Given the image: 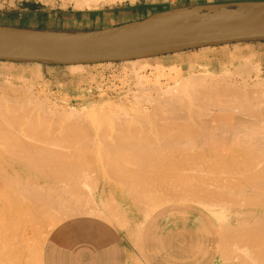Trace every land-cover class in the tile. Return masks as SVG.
<instances>
[{
    "label": "bare ground",
    "instance_id": "6f19581e",
    "mask_svg": "<svg viewBox=\"0 0 264 264\" xmlns=\"http://www.w3.org/2000/svg\"><path fill=\"white\" fill-rule=\"evenodd\" d=\"M115 1H121V0H74V6L75 8H78V9L95 8V7H98L99 5H103L105 3H113ZM239 4L224 5V6L195 7L192 9L190 8L191 11H188V10L182 11V12L174 11L162 17L166 19L171 18L173 20L174 19L177 20L179 16H182V15L184 16V15H187L188 13H193L200 17L202 16V18L205 17V19H210V20L237 19L241 17L244 10H247V8L243 4L241 5ZM252 7L255 10L256 9L264 10V4H256V5L254 4ZM137 43L138 42L136 41H125V42L109 41L106 43L98 44L96 48H92L89 51L93 53H98V52L107 53L112 50H118L121 47L130 46L131 44L136 45ZM198 49H208V47H202ZM0 50L1 51L21 50L24 52H33L37 54L52 55L47 52L48 49L46 47H43L40 44L8 45ZM175 53H178V52H175ZM248 58H243L241 59V61L240 59H236L234 61H237L236 64L243 62V64L241 66L239 65V67L237 68L245 66L246 67V69H244L245 72L246 70H249V69L254 70L255 75H254V78H252L251 80L255 82L252 84V86L255 88L253 87L251 88V84H249L248 82V78L250 80V77H246L247 75L245 76V79L247 78V80L243 78L242 83L239 82L238 84L236 80L233 81L232 79L230 81L228 80L229 78L227 79V77H229L228 73L230 72H228L227 74L224 72V75H226L225 76L226 79L230 81V82H224L223 80L224 76L222 75L223 73L221 74V76L220 75L216 76L214 73H211L209 69L210 68L209 64H206L203 70H209L207 73L204 71V73L199 74L197 70L194 72H190L192 70H189L188 68L186 76L183 77L182 79L180 78L181 81L180 82L178 81L177 83L174 80L176 77L174 79L172 78L171 81L174 80V83L176 84H174L173 86L168 84V86H171V87H164L163 93L158 94L159 93L158 91L160 89L158 86H157L158 91L156 88H153V90L155 89L154 93L156 94L157 92L158 94V95H155L156 96L155 98L153 97L151 99L150 97L148 98L147 96L145 97L146 99L148 98L146 100L145 98H143L144 95L142 96V98L147 101V103L145 100L144 102L146 104H149V106H151L152 108V110L150 108V111H147V109L146 111L147 112L152 111L151 113H153V116L155 117V119L151 115V113L150 115L152 117L148 116L149 113L147 112L146 113L148 115L146 117L142 115L144 113L140 112L141 113L140 114L139 111L136 110L137 113H139V116L138 114H135L134 117H130L124 111H118L119 113L122 114L120 115L121 117L123 115H124V119L126 117V121L130 120L129 121L130 125L136 124L134 123V119L132 118H135V120L138 118L140 119L141 122L139 120L138 121L141 124L135 121L137 122V125H133V126L131 125V128H128L129 127L128 126L129 124H127L128 122H126L123 119L121 120L117 110L116 112L118 114L116 112L115 113L118 116L115 113L113 114L110 113L107 115L106 113L107 110L105 111L106 113L105 114L104 109H103L102 115H106V119L102 118L105 116H102L99 118L107 121L108 118L113 119V116L115 115L120 120L121 123L116 117H114V119L115 118L117 119L116 120L117 122L115 123L116 126L118 127L121 126V127L119 128L116 127V129L119 132L113 131L112 133H115L114 134L115 139H116L117 134L119 136L121 135V138L117 136V140H114L113 139L114 137L111 136L112 133L111 135H108L109 134L108 131L109 130L111 131V129L108 130V128H106L107 133H108L107 135L109 137L111 136L110 138L109 137L107 138V135L105 134V132L102 131L104 132L106 139L99 138L100 137L99 135L98 138L101 140L99 143L96 141L98 144H101L102 141L104 140V142L102 143L103 147L99 145L101 146L102 150H100L101 148H99L98 150L102 152V156L100 155L101 153L99 152L100 153L99 155L101 156V158L100 157L98 158L96 155L97 151L95 150L97 148L95 149L94 146H92L94 148H91V143L94 142L93 140L94 137L93 139L91 136L88 137L89 133L87 130H89L90 127L89 129L84 130V126H82L84 120L86 119V116H85L86 113L84 109H80V111L83 110L84 112L81 115L80 113H82V111L80 112L79 110H76V109H70L68 110L66 114L63 113V109L61 110L62 112L60 111L61 113H63V115L60 113V115H62L61 116L62 119H64V117L66 118V115L69 118L73 117L72 120L75 118V121L73 120L74 125H72L73 123L70 124L71 121L69 118H66L64 119V121L66 120V122L67 121L68 122L65 128L63 127L57 128V130L59 129L58 131L60 130L62 131V133L61 131L59 132L61 133V135H63L65 131L66 134L62 136L63 138H59L61 137V135L59 136V133L56 129L55 130L49 129L50 126L47 127V129H49V132L48 131L46 132L45 130L47 129H44L46 127L45 126L46 124L48 125H50V123L56 124L57 123L56 121H59L62 123V121H60L62 120L60 119L61 117L59 116V114H57L59 111L56 113L55 109L53 110L51 108L52 109V113H51L50 109L46 110L48 107L47 108L45 107L44 109L43 107L41 108L42 104L40 103L41 101L37 99L36 97L37 95L36 96L34 95L36 97L34 98L32 95L29 94V91H28V94H26L27 90H23L22 89L23 87L22 88L17 87L18 85L15 86L14 79H17L18 81L21 76H17L19 77V79L15 76L6 78L7 76L9 77V74H7V69L5 68L6 66H4V64L8 62L0 61V217H2V220L4 219V224L6 222V225H5L6 227L2 224L1 226L2 227L4 226L5 228H7V233H5L4 235L6 237H3V240H2L3 245L2 246L0 245L2 248L1 251L5 253L6 250H10L8 248H13V247L16 248V246H18L21 241L18 238H20V236L21 237L24 236L25 233L27 235L29 228L34 226V230L39 229V227L36 226L37 221L36 220H34L36 222L31 221V215H33L32 219L34 218V216L38 218L41 217V219L40 218L39 219L41 220V222L43 221V224H44V225H41V231L40 230L38 231L39 234L37 235V238H35L37 239L35 242V248H37V251H38V249L42 247V241H43L42 239L44 238L43 236L45 235L44 233H46V230L48 231L49 229L53 228L56 224H58L60 221L65 219V217L72 216L75 213H85L86 210L89 211V207L92 208L91 204H93L91 192H89L91 191V189L89 188L93 187L95 189V186L92 185V182L94 181L95 183H97V180H96L97 178L95 179L96 181L93 180L94 177L91 176L90 173H93V171L97 168H101V165L103 164L102 167L105 166L107 167V169L108 167L111 169L114 168L110 171L112 173L111 176H109L110 173L108 174V176L110 177V179L114 178V180L116 181L119 180L118 182L123 184L126 190V193H125L126 198H127L126 207H131V208L135 207L136 204L134 205V203L136 201L137 208L139 212L141 213L142 218L148 217L154 210H156V208L162 205L161 203H163V200L161 199L162 194L160 196H157L154 194L155 192H157L156 189L154 188L156 184H158L157 187L159 186V183L161 182H162L161 183L162 185H165V183H167L166 181L167 179L164 177L170 178L171 175L178 176L177 177L178 182L183 185L177 186L176 184L177 182L175 183V180H174L175 178L173 179L171 176L173 180L171 179L172 185L170 186H172V188L169 186L170 187L169 189H172L173 194L176 197L183 199V200L179 199L181 201H184L185 199V200L193 201V203L202 205L200 207H204V209L207 208L215 216L216 222L219 225V231L221 233L220 234L221 235V245L219 247L220 248L219 249V260L220 261H230V262H240L243 264H264V127L262 126L264 125V107H263L264 104L261 105V100L259 102L258 101L259 99H257L258 97L259 98L262 97L261 96L262 93L261 95L258 96L257 93L259 92H256L257 88H259V90L257 91H260V87L261 88L264 87V80L263 78L262 80L260 78V76H263V75H260L261 70L259 66L256 67V66L251 65L249 60H247ZM140 59H146V58H140ZM140 59L128 60V61H124V63L125 62L129 63L132 66L136 63L135 61L140 60ZM198 62L200 61H197V63ZM23 63H27V62H23ZM30 63L35 64L36 67H38V65L40 64H44V63H39V62H30ZM104 63H111V62H104ZM96 64H103V63H96ZM189 64H190L189 62L186 63V66ZM84 65L87 66L89 64H74V65H68L65 67H70L71 68L70 70L72 72L73 71L77 72V71H80L84 67ZM199 66L203 68V65L201 66V64H199L198 67ZM36 69H39V68H36ZM242 69L243 68L239 70L244 72V70ZM239 70L238 72H240ZM238 72H237L238 77L240 75L242 76L241 74L242 72H240V74ZM245 72L243 74H245ZM176 75L177 73H175L174 76ZM216 77L217 79L219 77L220 78L222 77L221 80L219 79L220 82L214 79ZM139 79L140 78L138 77V82L140 83ZM205 79H209L210 81L209 82L205 81ZM139 85L141 86L142 84H139ZM28 86L27 88L32 87L31 85L30 87ZM251 90H253V92H256L257 95L253 93L256 95V96L254 95L255 97L252 96ZM261 90L264 93V89H261ZM160 91H163V90H160ZM139 92H141V90ZM134 93H135V90H134ZM26 95H29V96H26ZM186 96L188 98H186ZM142 98L140 97V99ZM138 99L139 98H137V100ZM263 100L264 99L262 98V103L264 102ZM194 104L195 106L197 105L196 108L200 107L202 109L201 106H203V109H202L203 111L199 108L200 112L197 111L199 109H196L197 111L196 112L194 110L195 108ZM198 105H201V106H198ZM191 106H193V109L188 110L187 108L188 107L192 108ZM208 106H212L213 110L217 109L216 112L215 111L208 112L209 111L208 109H207L208 111L204 110ZM162 108L163 109L165 108L164 110L167 109L166 110L167 112L168 110L169 111L171 110L170 111L171 115L172 114L174 115L173 112H175V115L176 113H178L176 115L177 118L175 119L172 118L170 119V122L168 121L169 122L168 124H165L167 128L166 126H163V125L169 118L168 116L170 115L169 114L170 112L168 113L169 115H167L168 118H164V120L166 119V121H163V120L160 121L159 118L164 117V116L166 117V115L163 116V114L165 113L167 114V112L161 111ZM142 111L145 112L144 110ZM159 113L162 114V116H160ZM213 113L216 114L215 117H213L214 116ZM54 114L55 115L57 114L59 118L57 119L54 116ZM109 115H113V116L110 117ZM140 115L144 117L143 118L144 120L147 119L146 120L147 122H148V119H151L149 120L150 122H148V124L146 121L145 122L148 126H149V123H150V126L151 124L153 126L147 127L146 125V126L141 127V125L144 123V122L142 123V121L144 120H142V117L140 118ZM158 115L160 116L159 118L157 117ZM80 116L81 117L83 116V118L85 119H80ZM76 117H78V120H81L80 121V123L82 122L81 124L77 122L78 120ZM156 118L159 119L158 121H160V124L163 123L161 124L163 127L158 124L159 122L157 121ZM153 119L158 122L157 123L158 125H154L156 123L153 122ZM109 120L110 119H108V121ZM64 121L63 123L65 124L66 122ZM100 121L103 122L102 120ZM122 121L124 123H122ZM131 121H133V123ZM78 124L80 125V129L82 127L81 130L84 131L85 133L81 132L80 129H79L80 130L79 132L77 128L79 127ZM121 124H124V126L127 125L126 126L127 129ZM138 124H140V127ZM41 125L45 126L43 128L44 130L41 129V127H43ZM56 125L60 126L61 124L57 123ZM86 125H89V124H86ZM154 126H157V127H154ZM76 128H77V131H76ZM72 129L76 131V133L75 131L74 133L77 134L78 137H79V133L86 134L84 136L88 138L91 137L90 139H92V141L91 143L89 142L90 145L89 144L86 145V142L88 143V141H90L88 139H87L88 141H85L84 143L86 147L90 146V149L91 150L93 149L92 151L95 152L96 156L93 155L94 152L93 153L90 152V156H88V158L86 159L88 155L87 153H89L86 151L87 148L86 149L83 148L81 149L82 151L77 152L78 154L80 153V155L82 154L84 159L82 157H79L80 155L78 154H77L78 157L77 156L75 157V155H73L74 152L76 154V151H78V149L84 145L83 140H86V139L84 136L83 137L81 136L79 137L81 139L78 142V140L75 139L76 137L72 138L75 135V134L73 135ZM50 130H53V131L51 132ZM126 130H127V134H126ZM54 131L55 132L57 131L56 133L59 137L55 135ZM220 131H225L224 135H221V136L217 135L220 133ZM92 132H93V129H92ZM128 132L130 134H128ZM151 132L153 133L151 134ZM123 134L125 136L127 135L128 137H125ZM122 135H123V138H122ZM150 135L152 139L155 136H157L156 138L158 139L160 138L159 145L160 146L162 145L161 148L160 146H157L158 145L157 140H155L156 141L155 143H157L155 147L153 143L152 144L148 143L149 139H147V137H149L151 140ZM102 136L103 135H101V137ZM218 136L222 138V141L231 140L229 141V143L232 141H234V143L236 141V143L235 144L231 143L232 144L231 147H227V148H224V145H222L223 146L221 147L222 149L219 150L221 145L217 141H220L221 139H217L216 137ZM66 137L70 138V140L67 139ZM125 138L127 139L126 141L130 143V145H128L126 141L123 142ZM141 138L143 139L142 141H141ZM71 139L73 140L71 141ZM108 139H110V142L112 140L111 143H116V141L117 143L111 144L110 142H108L109 141ZM128 139L129 141L133 143L129 142ZM105 140L106 141L108 140L107 141L108 143ZM161 140H162V143H161ZM68 141L72 142V144H70ZM74 142L76 143L78 142V144L75 143L74 145L73 144ZM142 142L143 143L147 142V143L142 144ZM157 147L158 149H160L157 151H161L162 149V151L160 152V155L158 154L159 152L157 153V151L156 152L154 151L155 149H157ZM121 149L122 151L124 150V153L121 151ZM109 150L111 151L110 153L114 154V156L108 153ZM112 150L113 152L115 150L116 152H118V154L116 153L117 155H115V152L113 153ZM126 150L128 153L133 150L132 152L133 154L129 153V156H127L128 153L125 154ZM163 150L164 152L169 151L168 154H165ZM67 151L70 153L68 154ZM71 151L73 154L71 153ZM83 151H86V153L84 152L85 155L83 154ZM104 151H106L107 154ZM134 151H136L137 153ZM121 153L124 155H122ZM130 154L132 155V157ZM104 155H106L107 158ZM94 156L97 157V159H100L101 161L104 160L102 159L103 156L106 159L105 161H102L101 164H100L101 161L99 162L97 160L99 163L94 164V165L95 166L98 165V166L94 168L93 167L94 165L92 166L93 161L96 159V158L94 159ZM108 157L110 158L108 159ZM112 157L113 159H111ZM164 157L165 159L169 158L170 160L168 159L169 161H167L164 159ZM89 158L91 159V161ZM92 159L94 160L92 161ZM160 159H162L163 161ZM94 162H96V160ZM157 168H159V170ZM166 168L169 169L168 172L166 171L167 170ZM161 169L164 170V173L162 172L163 174L161 173ZM88 171L90 173H88ZM155 171H159L162 174L161 175L158 172L156 173L158 174L160 180L166 179L164 181L165 183L163 181L160 182L159 178H157L156 176V178L159 180V183H156L157 179H154L156 181L155 182L156 184H154L153 182L154 180L152 181L151 174L154 173V176L152 177L155 178ZM166 172L170 175L167 176ZM82 173L86 174V176L89 174L88 176H91L89 178H93L92 179L93 181L90 180L91 184L89 181H86L88 176L86 177ZM107 173H108V170H107ZM112 175L114 177H112ZM84 180L86 183L89 182L87 184H90L91 186V187L89 186V188L85 186L86 188H88L87 191L89 193H86V191L83 192V189H80L85 184ZM82 181L84 184L82 183ZM152 182L154 185L151 186ZM60 183H63V184L65 183L64 185H68L69 187L63 186V188L59 189L57 192L56 189H58L57 187H58V184ZM80 184L81 186H79ZM74 187H77L75 188L76 189L75 192L73 191L75 189L71 190ZM96 187L98 186L96 185ZM66 188H68V190H66ZM100 188H102V186ZM160 188H161V185H160ZM77 189L78 190L80 189L79 192ZM53 190H56V191L54 192ZM159 190L162 191V189H159ZM165 191H167V189H165ZM107 197L109 198V200L112 199L111 201H113V198H111L112 197L111 194L108 195L107 193ZM103 198L105 201L108 200V199H105V197ZM99 200L100 199L98 198L97 202H99ZM109 200L105 202L106 206L109 204L108 207L110 206V203H111L109 202ZM113 203L114 201L111 203V206H112L111 210L115 208L114 212H116V207L118 209H120V207L117 206L115 203L114 205ZM101 204L103 205L102 210H104V207L106 206L103 203ZM100 206L98 208H100ZM108 207L107 209L109 211L110 207L109 208ZM259 207L263 209H259ZM230 208L231 209L233 208L236 211L232 213L230 211L231 210ZM256 208L257 210H254ZM120 210H117L116 213H118ZM122 211L124 212V210ZM231 216L236 218V223L233 225L231 224V219H230ZM29 222L31 223L30 224L31 226L27 227L26 224L27 223L29 224ZM135 224H137V222ZM23 225H25L24 227H27V230L25 229V231L27 232L25 231L24 233L21 232L24 230L22 228ZM129 228H131V226L129 227L127 226L128 230ZM2 231L0 233H2ZM19 234H23V235H19ZM0 238H2L1 235H0ZM17 242L19 243L16 244ZM23 246H24V243L21 247ZM26 249L25 251H28ZM12 250L13 249H11L9 252H11ZM19 251H21V249ZM10 254H11L10 258H12V253ZM1 255L3 256L4 254H1ZM21 257H23L22 254H21ZM1 258H2L0 261L1 264L3 263L9 264L10 262H12V260L10 262H8L7 260L6 262L5 260L7 259V257L6 258L4 257L5 259L3 257ZM14 259H16V257H14L13 260ZM15 261H13L14 263H11V264H15L16 263ZM26 261L27 260H25L24 264H26ZM22 262H24V260Z\"/></svg>",
    "mask_w": 264,
    "mask_h": 264
},
{
    "label": "crops",
    "instance_id": "0c3cea01",
    "mask_svg": "<svg viewBox=\"0 0 264 264\" xmlns=\"http://www.w3.org/2000/svg\"><path fill=\"white\" fill-rule=\"evenodd\" d=\"M255 2H264V0H121L105 3L95 8L81 9L75 8L74 0H0V28L41 30L47 26L59 25L73 27L79 25L85 28L112 27L138 22L174 10ZM215 48H220L224 52L222 58L229 59V61L241 53H247L254 59L258 57L264 61V40L216 45L208 49ZM194 50L163 56L176 55L175 58L182 61L180 53ZM126 140L125 138L123 142ZM104 152L107 154L106 151ZM110 152L109 150L108 153ZM114 152L115 155L118 154L115 150ZM122 152L124 153V150ZM132 152L133 150L129 153ZM127 153L126 150L125 154ZM99 154L102 156V152H96L97 157L101 158ZM112 155L114 156V154ZM95 156L94 158H97ZM104 156L106 157V155ZM104 156L102 161L107 158ZM94 161L93 163L96 164L101 160ZM102 166L103 164L101 168L92 170L93 173H91V176L94 177L93 180L97 178V183L93 181L92 185L95 186V189L92 187L89 191L93 199L92 208L89 207L90 212L86 210L85 213H75L60 221L49 231L38 251L35 245L25 241L23 247L10 248V250L13 249L11 252L6 250L7 254L1 251L0 255H4L0 256V261L1 257H7L6 262L12 260L9 264L14 263L15 260L16 263L18 262L17 264H24L25 260H27L26 264L28 262L29 264H240L219 260L221 233L218 225L217 229L213 226L209 227L206 220L197 219L196 217L199 216L193 215L191 209V211L185 212L184 217H181L179 210L173 209L174 202L164 203L143 219L136 201L135 207H126L125 187L118 182L119 180L116 181L114 178L112 180L109 177L112 174L110 171L114 168L108 167L107 169ZM112 177L114 176L112 175ZM101 186L102 188H100ZM89 192L86 191V193ZM107 193L111 194L114 203L120 207L121 210L116 207V212L120 210L118 213L114 212L115 208L112 209L113 211L111 210L113 201L109 200ZM103 197L111 202L110 208L108 203L107 206L105 205L108 200L105 201ZM98 198L101 200V202L99 200L100 204L103 203L106 206L104 210H102L103 205L100 206L97 202ZM99 206L100 208H98ZM107 207L110 209L109 211ZM207 213L210 215L209 217H213L208 211ZM127 226H131V228L128 230ZM25 246L28 248L26 249ZM20 249L21 251H19ZM10 253H12V258H10ZM14 257L16 259L13 260Z\"/></svg>",
    "mask_w": 264,
    "mask_h": 264
},
{
    "label": "rangeland",
    "instance_id": "374dc122",
    "mask_svg": "<svg viewBox=\"0 0 264 264\" xmlns=\"http://www.w3.org/2000/svg\"><path fill=\"white\" fill-rule=\"evenodd\" d=\"M259 4H261V3H259ZM227 5H233V4H227ZM235 5V4H234ZM237 5V4H236ZM256 5V4H255ZM217 6H220V5H217ZM202 7H207V6H202ZM190 8H187V9H183V10H174L175 12H182V11H187V10H189ZM192 9V8H191ZM174 11H170V12H168L167 14H169V13H171V12H174ZM132 23V22H131ZM124 24H128V23H124ZM124 24H120V25H124ZM120 25H115V26H112V27H116V26H120ZM107 28H110V27H106V26H96V27H88V28H85V27H83V26H79V25H76V26H66V25H59V26H47V27H45V28H41V30L42 31H49V32H69V33H87V32H95V31H100V30H103V29H107ZM209 48V47H208ZM224 55V52H222V50H220V48H215V49H201V50H194V51H190V52H184V53H180V56H181V58H182V61H178L175 57H177L176 55H168V56H158V57H153V58H146V59H140V60H137V61H135L136 63L134 64V65H130L129 63H124V61H122V62H111V63H103V64H89V65H84V67L81 69L82 70V72H81V70L80 71H71L70 69V67H65V66H58V65H54V64H40V65H38V67H36L35 66V64H32V63H30V62H27V63H23V62H8V63H5L4 64V66H6L5 68L7 69V74H9V77L7 76L6 78H10L11 76H15V77H17V76H21L20 77V79H19V77H17L19 80L17 81V79H14L15 81H14V85L15 86H17V87H23L22 89L23 90H27L26 91V94H28V91H29V94L30 95H32L34 98H36L37 97V99L39 100V101H41L40 103L42 104L41 105V108L43 107V109L46 107H48L46 110H49L50 109V111H51V113H52V109L54 110L55 109V111H56V113L57 114H59V116L61 117L62 115H63V113L64 114H66L67 112H68V110H70V109H76V110H79L80 111V109H84L85 110V113H86V119L85 118H83V116L81 117L80 116V119H85L84 120V122H83V124H82V126H84V130H86V129H89V127H90V129L89 130H87L88 131V133L90 134H88V137L89 136H91L92 137V139H93V137H94V142H92L93 143V145H92V143H91V141H92V139H90V138H88V137H86V136H84V135H86V134H84L85 132L84 131H82L81 129H82V127H81V129H80V125L79 124H81L80 123V121L81 120H78V117H76L77 118V122L79 123L78 125H79V127H77L78 128V130L80 129L81 130V132H84V133H79L80 132V130H79V137H85V139L86 140H83V138H82V140H83V146L81 147V148H79L78 149V151H76V154H75V152H74V154L72 153V151H71V153L73 154V155H75V157L77 156L78 157V155H80V153L78 154L77 152H80V151H82L81 149H83V148H87L86 149V151L87 152H89V153H87L86 155H87V157H86V159L88 158V156L90 155V152H94V151H92L91 149H90V146L89 147H86V145H90V143H91V148H94L95 147V151H97L98 152V150H99V148H101V146L103 145L102 143L104 142V140L102 141V143L101 144H98L99 142H100V140L102 139V138H105L106 139V136L104 135V132H105V134L107 135L108 133V135H111V133L114 131H118L117 129H116V127H118V126H116V120L118 119V117H116L115 115L113 116V115H109L110 117L111 116H113V119H111V118H108V119H110L109 121H108V119H107V121L106 120H103V119H101V118H99V117H102V116H105V117H102V118H104V119H106V115H102V112H103V109H104V113H105V111L107 110V115L108 114H113V113H115L116 112V110H117V112L118 111H124L126 114H128L130 117H134L135 116V114H138V116H139V113L141 112V113H144V114H142V115H144V116H146L147 117V113H149V115L148 116H153V113H151V112H147V111H150V108H151V106H149V104H146L147 103V99L150 97L151 99L154 97H156L155 95H158V94H160V93H163L164 92V87H171V86H173L174 84H176L178 81L180 82L181 81V79L183 78V77H185L186 76V74H187V71H188V68H189V70H192V71H190V72H194V71H198V73L199 74H202V73H204V71L207 73L209 70H203L204 69V66L206 65V64H209V69H210V71H211V73H214L216 76L218 75H220L221 76V74L224 76V82H230L232 79H233V81L234 80H236V82L239 84V82H241L242 83V79L244 78L245 79V76L246 77H250V80H249V78H248V82H249V84H251V88L253 87L252 86V84L253 83H255V82H253L251 79L252 78H254V75H255V72H254V70H246V72H245V70L244 69H246V67L245 66H242V67H240V68H237V67H239V65L241 66L242 64H243V62L241 63H239V64H236L237 63V61H234V60H236V59H240V61H241V59H243V58H248L247 60H249V62H250V64L251 65H253V66H259V68H260V70H261V72H260V75H263V76H260V78H261V80H262V78H263V80H264V61H261L258 57L256 58V59H254V57L253 56H249L247 53H241V54H238L237 56H236V58H232V59H230V61H229V59H223L222 58V56ZM225 60H228V61H225ZM197 61H200V62H198L199 64H201V66L203 65V68L202 67H198V63H197ZM190 63L189 65H187L186 66V63ZM195 63V64H194ZM224 64V65H223ZM234 64V65H233ZM157 65V66H156ZM35 66V67H34ZM133 66H134V68H133ZM147 66V67H146ZM184 66V67H183ZM132 67V68H131ZM234 67H236V68H234ZM36 68H39V69H36ZM141 68V69H140ZM202 68V69H201ZM241 68H243L242 70H244V72H245V74H243L244 72H242V71H240L241 70ZM248 68H250V67H248ZM247 68V69H248ZM139 69H140V71H139ZM173 69V70H172ZM236 69V70H235ZM240 69V70H239ZM134 70V71H133ZM138 70V71H137ZM224 70H228L227 72L226 71H224ZM238 70L240 71V72H242L241 74H242V76L240 77H238V74H237V72H238ZM130 71H132V72H130ZM173 71V72H172ZM236 73H235V72ZM85 72V73H84ZM224 72L227 74L228 72H230V73H228V76L229 77H227V79L228 80H230V81H228L227 79H226V75H224ZM231 72H233V73H231ZM240 72H238L239 74H240ZM38 73V74H37ZM134 73V74H133ZM166 73V74H165ZM175 73H177V75L176 76H174L175 75ZM179 73V74H178ZM181 73V74H180ZM247 73V74H246ZM170 74V75H169ZM231 74V75H230ZM234 74V75H233ZM135 75H136V77H135ZM143 75V76H142ZM178 75H180V76H178ZM141 76V77H140ZM178 76V77H177ZM28 77V78H27ZM38 77V78H37ZM102 77V78H101ZM138 77L140 78L139 79V81H140V83L138 82ZM176 77V78H175ZM142 78V79H141ZM147 78V79H146ZM167 78H169V79H167ZM174 79L175 81H176V83H174V80H172L171 81V79ZM181 78V79H180ZM222 78V77H221ZM221 78L219 77L218 79H217V77L216 78H214L216 81H218V82H220V80H221ZM179 79V80H178ZM220 79V80H219ZM23 80H25V81H23ZM27 80V81H26ZM222 80V81H223ZM245 80H247V78L245 79ZM29 81V82H28ZM92 81V82H91ZM142 81H144V82H142ZM205 81H210L209 79H205ZM222 81H221V83H222ZM121 82V83H120ZM22 83V84H21ZM30 83V84H29ZM126 83V84H125ZM137 83V84H136ZM142 84L141 86L139 85V84ZM159 83V84H158ZM168 84L169 85H171V86H168ZM20 85V86H19ZM24 85V86H23ZM29 85V86H28ZM30 85L32 86V87H30ZM27 86L28 87H30V88H27ZM156 86V87H155ZM160 88L159 89V91H158V87ZM24 87H26V88H24ZM140 87V88H139ZM141 88H143V89H141ZM150 88V89H149ZM153 88H156L157 89V91L159 92L158 94H157V92H156V94L154 93V90H153ZM162 88V89H161ZM250 88V89H251ZM253 88H255V87H253ZM30 89V90H29ZM146 89V90H145ZM152 89V90H151ZM261 89H264V87L263 88H261L260 87V91H257V90H259V88H257V90L256 89H254V90H256V92H259V93H257L258 94V96L259 95H261V93H262V97H256L257 99H259L258 101L260 102V100H261V105H263L264 104V102L262 103V98L264 99V93H263V91L261 90ZM134 90H135V93H134ZM138 90V91H137ZM141 90V92H139ZM145 90V91H144ZM149 90V91H148ZM160 90H163V91H160ZM166 90V89H165ZM131 91V92H130ZM143 91V92H142ZM147 91V92H146ZM153 91V92H152ZM252 92V96H254L255 94H256V92H253V90H251ZM149 92V93H148ZM137 93V94H136ZM250 93V94H251ZM253 93H255V94H253ZM256 94V95H257ZM36 97H35V96ZM123 95V96H122ZM136 95V96H135ZM141 95V96H140ZM144 95V96H143ZM150 95V96H149ZM255 95V96H256ZM26 96H29V95H26ZM125 96V97H124ZM142 96H143V98H145V97H147L148 96V98L145 100V99H143L142 98ZM254 96V97H255ZM134 97V98H133ZM140 97L142 98V99H140ZM46 98V99H45ZM124 98V99H123ZM136 98V99H135ZM137 98H139L138 100H137ZM186 98H188L187 96H186ZM46 100V101H45ZM128 100V101H127ZM143 102H141V101ZM144 100L146 101V103L144 102ZM264 101V100H263ZM136 102H137V104H136ZM46 103V104H45ZM138 103H139V105H138ZM44 104V105H43ZM57 106V107H56ZM106 106V107H105ZM152 106H153V104H152ZM155 106V105H154ZM197 106V105H196ZM196 106H195V104H194V110L196 111V109H199L198 107L196 108ZM198 106H201V105H198ZM140 108V109H138V108ZM144 107V108H143ZM146 107V108H145ZM192 108H190V107H188L187 109L189 110H192L193 109V106H191ZM202 107V109H203V106H201ZM264 107V106H263ZM52 108V109H51ZM59 110H58V109ZM215 108V107H214ZM63 109V113H61L62 110ZM128 109V110H127ZM146 109H147V111H146ZM153 109H154V107H153ZM165 109V108H164ZM163 108H162V110L161 111H163V112H167L166 110H164ZM201 109V108H200ZM200 109L199 110H197L198 112H200ZM201 109V110H202ZM209 111H208V110ZM211 109V110H210ZM134 110V111H133ZM139 111V113H137V111ZM142 110H144L145 112H143ZM151 110H152V108H151ZM204 110H207L208 112H216V110L217 109H214L213 110V107L212 106H208V107H206V109H204ZM49 111V112H50ZM61 111V112H60ZM65 111V112H64ZM82 111V113H80V115L81 114H83L84 112H83V110H81ZM80 111V112H81ZM154 111H155V109H154ZM171 111V110H170ZM169 110H168V112H167V114L165 113V114H163V116L164 115H166V117L164 116V117H160V116H162V114H160L159 113V115L157 116L159 119H160V121L161 120H163V121H166V119L164 120V118H168L167 119V121L164 123V125L163 126H166L165 124H168L169 122H170V119H172V118H177V114L178 113H176V115H175V112H173L174 113V115L172 116L171 115V112H170ZM196 111V112H197ZM203 111V110H202ZM116 112V113H117ZM134 112H136V113H134ZM147 112V113H146ZM162 112V113H163ZM170 112V113H169ZM218 112V111H217ZM54 113V112H53ZM60 113L62 114V115H60ZM101 113V114H100ZM105 113V114H106ZM115 113V114H116ZM119 113V112H118ZM117 113V114H118ZM140 113V114H141ZM150 113H151V115H150ZM171 115H169V114ZM56 114V115H57ZM116 114V115H117ZM124 114V113H123ZM214 114V116L213 117H215V113H213ZM52 115V114H51ZM55 114H54V116L58 119L59 118V116L57 115L56 116ZM120 115H122L121 113H119V117L121 118V120L123 119V120H125L126 121V117H125V119H124V115L121 117ZM142 115H140V118L142 117ZM167 115H169L168 117H167ZM53 116V115H52ZM65 116V115H64ZM118 116V115H117ZM151 116V117H152ZM54 117V118H55ZM108 117V116H107ZM114 117H116L115 119H114ZM130 117H129V119H130ZM154 117V116H153ZM66 118H69L67 115H66ZM65 117H64V119H66ZM73 118V117H72ZM72 118L70 117L69 119H70V124L71 123H73L72 125H74V121H75V118L72 120ZM99 118V119H98ZM144 117H142V120H144L143 119ZM158 118H156L157 119V121L159 120ZM162 118V119H161ZM60 119H62V117L60 118ZM64 119H62V120H60V121H62V123L61 122H59V121H56L57 123H60L61 125V127L60 126H57L56 124H51L50 123V125H48V124H46L45 126H43V125H41V126H43V127H41V129L42 130H44V129H47V127H49L50 126V128L49 129H56L57 130V128H65V126H66V124H67V122H66V120L64 121ZM68 119V120H69ZM128 119V118H127ZM132 119H134V123H136V124H133V125H137V122H139L140 121V119L138 118V119H136L135 120V118H132ZM131 119V120H132ZM154 119H155V117H154ZM153 119V122H155L156 124H154V125H161V124H163V123H161L160 124V121H155ZM100 120H102L103 122H104V124H103V122H101ZM112 120V121H111ZM113 120H115V121H113ZM119 120V119H118ZM139 120V121H138ZM147 119H145L144 121H142V123L143 124H145V125H141V127L142 126H146L147 124H148V122H150L149 120H151V119H148V122L146 121ZM63 121L64 122H66L65 124L63 123ZM110 121H111V123H110ZM129 121L130 120H128V121H126V122H128L127 124H129ZM135 121H137V122H135ZM147 122V124H146V122ZM162 121V122H163ZM169 121V122H168ZM107 122V123H106ZM119 122H120V120H119ZM132 123H133V121H131ZM130 122V123H131ZM141 122V121H140ZM139 122V123H140ZM152 122V121H151ZM101 123V124H100ZM121 123V122H120ZM122 123H124L123 121H122ZM158 123V124H157ZM63 124H64V126H63ZM77 124V123H76ZM86 124H89V125H91V126H89V125H86ZM103 124V125H102ZM119 124V123H118ZM117 124V125H118ZM141 124V123H140ZM140 124H138L139 125V127H140ZM48 125V126H47ZM52 125V126H51ZM71 125V126H72ZM77 125V126H78ZM122 126H124V124H121ZM132 125V124H131ZM131 125L129 124L128 126V128H131ZM132 125V126H133ZM54 126V127H53ZM56 126V127H55ZM68 126H70V125H68ZM87 126V127H86ZM105 126H107V127H105ZM127 126V125H126ZM126 126H124L125 128H126ZM153 125L151 124V126H150V123H149V126L147 125V127H152ZM162 126V125H161ZM162 126V127H163ZM263 127H264V125H262ZM45 127V128H44ZM119 127H121V126H119ZM118 127V128H119ZM135 127V126H134ZM154 127H157V126H154ZM44 128V129H43ZM67 128V127H66ZM70 128V127H69ZM73 128V127H72ZM75 128V127H74ZM77 128H76V131H77ZM105 128H108V130L109 129H111V131L109 132L108 131V133H107V129L105 130H103V129ZM136 128H137V126H136ZM166 128H167V126H166ZM49 129H47V130H45L46 132L48 131L49 132ZM68 129V128H67ZM92 129H93V132H92ZM102 129V130H101ZM114 129H116V130H114ZM127 129V128H126ZM59 130V129H58ZM57 130V131H58ZM51 132L53 131V130H50ZM56 131V132H57ZM61 131V130H60ZM60 131H58V133L60 132ZM64 131V130H63ZM72 131H73V135L76 133V131L75 130H73L72 129ZM74 131H75V133H74ZM87 131H86V133H87ZM98 131V132H97ZM100 131V132H99ZM102 131H104V132H102ZM55 131H54V133H55V135H57V133H56ZM97 132V133H96ZM119 132V131H118ZM61 133H62V131H61ZM61 133H59V136L61 135ZM93 135H92V134ZM102 133V134H101ZM153 132H151V134H152ZM224 133H225V131H220V133L219 134H217V135H219V136H221V135H224ZM66 133H65V131H64V134L63 135H65ZM72 134V133H71ZM81 134V135H80ZM115 133H112V135L111 136H113L112 138L114 139V140H117V136H119L117 133V135H116V139H115V135H114ZM126 134H127V130H126ZM128 134H130L129 132H128ZM63 135H61V137H59L58 135H57V137H59V138H63L62 136ZM70 135V134H69ZM99 135H100V137H99ZM101 135H103V136H105V137H101ZM107 135V138L109 137ZM154 135H155V133H154ZM157 135V134H156ZM68 136V135H67ZM71 136V135H70ZM110 136V137H111ZM216 137L217 139H221L220 141H217V142H219L220 143V149L219 150H221L222 148L221 147H223L222 145H224V148H227V147H231V143H234V141H232V142H230L229 143V141H231V140H226V141H222V138L221 137ZM69 137V136H68ZM76 137V138H75ZM78 137V135L77 134H75L74 135V137H72V138H75L76 140H78V142H79V140L81 139V138H79ZM101 138V139H99V138ZM109 137V138H110ZM120 137V136H119ZM150 137H151V135H150ZM157 136H155V137H153V139H152V137H151V140H150V138L149 137H147V139H149V144H152L153 143V145H154V147H155V145L157 144V143H155L156 141L155 140H157L158 141V145L157 146H160L159 145V139L158 138H156ZM158 137H159V135H158ZM161 137V136H160ZM65 138V137H64ZM67 138V137H66ZM98 140H97V139ZM111 138V139H112ZM121 138V137H120ZM140 138V137H139ZM156 138V139H155ZM162 138V137H161ZM67 139H69L70 140V138H67ZM74 139V140H75ZM90 140V141H88V140ZM142 139V138H141ZM73 139H71V141H72ZM75 140V141H76ZM109 140V141H108ZM107 141L108 142H110V139H108ZM143 140V139H142ZM85 141H88V143L86 142V145H85ZM98 143H97V142ZM106 141V140H105ZM106 141V142H107ZM152 141V142H151ZM69 142V141H68ZM78 142L76 143V142H74L73 144L75 145V143L76 144H78ZM81 142V141H80ZM90 142V143H89ZM96 142V143H95ZM107 142V143H108ZM111 142H112V140H111ZM110 142V143H111ZM113 142H115V141H113ZM221 142H222V144H221ZM70 144H72V142H69ZM116 143H117V141H116ZM116 143H111V144H116ZM145 143H147V142H142V144H145ZM161 143H162V140H161ZM235 143H236V141H235ZM234 143V144H235ZM80 144H82V143H80ZM97 144H98V146L99 145H101V146H97ZM105 144V143H104ZM81 146V145H80ZM92 146H94V147H92ZM97 146V147H96ZM162 146V145H161ZM161 146H160V148H161ZM103 147V146H102ZM105 148V147H104ZM155 149V148H154ZM75 150V149H74ZM73 150V151H74ZM90 150V151H89ZM100 150H102V148L100 149ZM157 150H160V149H158V147H157V149H155L154 151L156 152ZM224 150V149H223ZM86 151H83V154L85 155V153H86ZM153 151V152H154ZM161 151H162V149H161ZM161 151H157V153L160 155V152ZM68 152V151H67ZM85 152V153H84ZM154 152V153H155ZM163 152H164V150H163ZM162 152V153H163ZM167 151H165L164 153L165 154H168V152L166 153ZM70 152H68V154H69ZM95 153V152H94ZM152 153V152H151ZM78 154V155H77ZM91 156H92V154H91ZM79 157H82L83 158V156H82V154L79 156ZM85 157V156H84ZM92 158V157H91ZM166 158H168V157H166ZM84 159V158H83ZM90 159V158H89ZM95 159V158H94ZM94 159H92V161L94 160ZM163 159V158H162ZM162 159H160V160H162ZM164 159H165V157H164ZM163 159V160H164ZM169 159V158H168ZM168 159H165V160H167V161H169ZM95 160H100V159H95ZM162 160V161H163ZM164 160V161H165ZM90 161H91V159H90ZM97 164V163H96ZM94 165V163H92V166ZM95 166V165H94ZM93 166V167H94ZM96 166H98V165H96ZM158 170H159V168H157ZM165 169V168H164ZM167 170V172L169 171V169L168 168H166ZM94 170V169H93ZM160 173L159 171H155V178L154 177H152V176H154V173L153 174H151V178H152V181L154 180V179H157V178H159V176H158V174H156V173ZM164 173V170H162L161 169V173ZM166 172V173H167ZM87 173V172H86ZM88 173H90L89 171H88ZM160 173V174H161ZM162 173V174H163ZM170 173V172H169ZM84 176H86V174H84V173H82ZM161 174V175H162ZM89 175V174H88ZM87 175V176H88ZM90 175H91V173H90ZM160 175V176H161ZM170 174H168L167 173V176H169ZM86 176V177H87ZM156 176H157V178H156ZM165 176H166V174H165ZM172 176V175H171ZM171 176H170V178L169 177H164V178H166V179H164V180H160V178H159V180H160V182L161 181H167V183H165V185H162L161 183H159V180L157 179V182L154 180L153 182H154V184H156V183H159V186L157 187V185L158 184H156V186L154 187L155 189H156V191L157 192H155L154 194L155 195H157V196H160L161 194V199L163 200V203H161V204H164V203H170V202H174V204H173V209L174 210H179V212H180V216L181 217H184V214H185V212H187V210H192V212H193V215H195V216H199V217H196L197 219H199V220H201V219H203V220H206V224L207 225H209V227L210 226H213L215 229H217V222H216V219H215V216L213 215V213L211 212V211H209L207 208H205L207 211H209V213H211V215L213 216V217H209L210 215L207 213V211H205L204 209H202L200 206H202V205H200L199 206V204H196V203H193V201H189V200H185L184 199V201H181V200H183V199H181V198H179V197H176L174 194H173V192H172V189H169L170 187L172 188V186H170V185H172V181H171V179L173 178H175L174 180H175V183L177 184V186L178 185H180V186H182L183 184H181V183H179L178 182V179H177V177L178 176H172V178H171ZM86 177H85V179H86ZM89 177H91V176H88L87 177V180L86 181H89L90 182V180H92L93 178H89ZM163 177V176H162ZM161 177V178H162ZM88 178H89V180H88ZM172 179V180H173ZM177 179V180H176ZM93 181V180H92ZM84 182H85V180H84ZM89 182H87V183H89ZM153 182H152V184H151V186L152 185H154L153 184ZM156 182V183H155ZM181 182V181H180ZM82 183H83V181H82ZM86 182H85V184L80 188V189H83V192L86 190L87 191V189L89 188V186H90V184H91V182H90V184H87ZM42 184V183H41ZM63 183H60V184H58V189H56L57 190V192H58V190L59 189H62L63 188V186H68V185H62ZM92 184H93V182H92ZM88 185V186H87ZM160 185H161V188H160ZM79 186H81V184L79 185ZM78 186V187H79ZM88 187V188H86V187ZM163 186H165V187H163ZM170 186V187H169ZM60 187V188H59ZM69 187V186H68ZM91 187V186H90ZM157 187V188H156ZM163 187V188H162ZM168 187V188H167ZM75 188H77V187H74V188H72L71 190H73V189H75ZM79 189V190H80ZM89 189H91V188H89ZM159 189H162V191L161 190H159ZM165 189H167V191H165ZM56 190H53L54 192L56 191ZM66 190H68V188H66ZM78 190V189H77ZM79 190H78V192H79ZM163 190H164V192H163ZM70 191V190H69ZM74 192L76 191V189L75 190H73ZM82 191V190H81ZM170 191V192H169ZM172 193V194H171ZM163 195H165V196H163ZM168 195V196H167ZM169 197V198H168ZM176 198V199H175ZM178 198V199H177ZM127 199V198H126ZM171 201H170V200ZM179 199H181V200H179ZM166 200V201H165ZM142 201V200H141ZM185 201H187V202H185ZM162 207V206H161ZM163 207H165V206H163ZM261 207H263V206H261ZM261 207H259V209H263V208H261ZM204 208V207H203ZM231 209V208H230ZM229 209V210H230ZM258 209V210H259ZM190 210V211H191ZM234 209L232 208L230 211L232 212V213H234L236 210H234ZM254 210H257V208L256 209H254ZM189 214V213H188ZM30 217V216H29ZM32 217H33V215H31V221H33V222H36V226H38L39 227V229L38 230H34V226H33V224H32V226L33 227H31V228H29L28 229V232L27 231H25V229L27 230V227L28 226H31L30 224V222H29V224L27 223H25L26 224V226L27 227H24L25 225H23V231H21L22 233H24V231L25 232H27V235H26V233H25V237H23L22 236V238H21V236H20V238H18V239H20L21 241H25L26 239V241H28V243H30L31 245H35V242H36V240L37 239H35V238H37V235L39 234V230L41 231V225H44L43 224V221L41 222V217H36V216H34V218H36V219H32ZM65 218H68V217H65ZM230 219H231V224L233 225V224H235L236 223V218L235 217H233V216H231L230 217ZM0 232L2 231V233H0V235L2 236V238H0V240H1V246L3 245V242H2V240H3V237H6V236H4L5 235V233H7V228H5L6 226V222H5V224H4V219L2 220V217H0ZM34 220H36V221H34ZM181 220H185V219H181ZM60 221V220H59ZM1 222H3V223H1ZM1 224L2 225H4L3 227L1 226ZM8 226V225H7ZM218 227H219V225H218ZM3 228V229H2ZM33 228V229H32ZM44 228V227H43ZM2 229V230H1ZM6 229V230H5ZM8 229H9V227H8ZM30 229H32V230H30ZM52 229V228H51ZM51 229H49L48 231L46 230V233H44L43 235V241H44V239H45V237L47 236V234L49 233V231L51 230ZM4 231H6V232H4ZM32 233H31V232ZM4 233V234H3ZM31 234V235H30ZM19 235H23V234H19ZM34 236V237H33ZM19 237V236H18ZM30 238V239H29ZM29 239V240H28ZM33 240V241H32ZM18 241V240H17ZM20 241V243H22V244H20L19 242H17L16 244H18L19 243V245L18 246H22L23 245V243L24 242H21ZM43 241H42V244H43ZM220 245H221V242H220ZM220 245H219V247H220ZM1 246H0V251L2 250V248H1ZM15 246V245H14ZM18 246H16V248L18 247ZM20 246V247H21ZM14 248V247H13ZM8 249H10V248H8ZM220 249V248H219ZM236 263H240V262H236ZM240 264H243V263H240Z\"/></svg>",
    "mask_w": 264,
    "mask_h": 264
},
{
    "label": "water",
    "instance_id": "95a60500",
    "mask_svg": "<svg viewBox=\"0 0 264 264\" xmlns=\"http://www.w3.org/2000/svg\"><path fill=\"white\" fill-rule=\"evenodd\" d=\"M259 3L264 4V2L238 3L243 4L247 10H244L237 19L210 20L188 13L174 21L162 17L167 12L138 22L87 33L0 28V49L8 45L40 44L52 54L0 50V61L39 62L59 66L96 64L158 57L236 42L264 40V10H255L252 7ZM109 41L138 43L107 53L89 51L98 44Z\"/></svg>",
    "mask_w": 264,
    "mask_h": 264
}]
</instances>
